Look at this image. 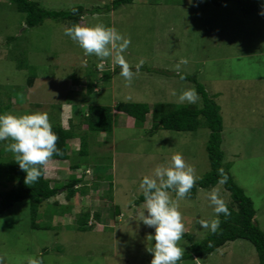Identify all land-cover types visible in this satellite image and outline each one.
Wrapping results in <instances>:
<instances>
[{"label": "rangeland", "instance_id": "374dc122", "mask_svg": "<svg viewBox=\"0 0 264 264\" xmlns=\"http://www.w3.org/2000/svg\"><path fill=\"white\" fill-rule=\"evenodd\" d=\"M32 1L49 11L82 7L80 24L102 23L130 38L123 55L135 75L128 86L111 58L101 70L95 55H84L64 34L67 24L46 19L29 28L10 0H0V115L43 111L51 124L68 129L72 122L83 134L90 106L114 107L123 102L200 108V97L194 104L178 99L194 85L177 75L195 77L220 107L223 163L229 164L233 180L252 200L255 221L264 233V15L260 14L264 9L243 15L230 2L216 7L211 0H134L100 12L112 0ZM182 58L188 63L180 65L178 74L176 65ZM141 59L144 64L137 73L135 66ZM108 73H113L111 78L103 81V74ZM31 74L34 79L29 87ZM88 85L93 86L89 95ZM150 117L146 116L142 127H135L130 117L113 111L112 134L87 133L86 156L78 155L79 138L69 140V160H50L44 176L55 186L74 175L81 180V191L70 202L63 190L44 202L37 222L50 226L49 230L30 228L28 200L6 210L0 216L3 264H27V257L41 259L43 264H150L152 254L147 248L155 241L148 235H154L155 229L139 221L137 213L143 204L134 205L142 193V178L152 175L158 165L167 166L174 153L182 154L195 169L196 180L209 171L207 128L157 130L148 136ZM10 142L0 141L3 163L14 159L5 150ZM71 164H78L79 169L71 170ZM8 171L1 165L3 178ZM5 184L0 191L13 185ZM213 189L225 203L230 202L221 184L198 189L194 198L178 201L187 235L178 242L184 254L209 231L197 221L218 219L208 199ZM169 195L177 200L173 191ZM85 212L93 229L79 232L77 220ZM177 264H257V254L248 241L239 239L210 255Z\"/></svg>", "mask_w": 264, "mask_h": 264}, {"label": "trees", "instance_id": "16d2710c", "mask_svg": "<svg viewBox=\"0 0 264 264\" xmlns=\"http://www.w3.org/2000/svg\"><path fill=\"white\" fill-rule=\"evenodd\" d=\"M134 0H112L100 12H110L122 5L133 3ZM198 1V0H194ZM14 5L15 11L24 15V23L27 27L33 28L42 24L46 19L64 22L68 26L79 23L81 20L82 7H73L67 11H49L39 5L38 2L32 0H10ZM235 4L238 11L243 15H253L264 9V0H211L213 6L219 7L225 3ZM75 9V13L73 12ZM11 38H9L10 40ZM22 66L19 65V68ZM116 71V70H115ZM115 71L113 73H115ZM112 73V74H113ZM112 74H103L102 80L107 81ZM183 81L190 82L194 85L195 91L201 99L202 106L194 108L188 105H172L166 103H157L151 107L143 103H117L114 107L108 106H90L87 109L85 124L87 132L80 134L79 128L74 127L69 122L68 129L61 126L60 123L51 124L52 130L59 137L57 148L60 150L59 155H53L50 160L67 161L69 160L68 141L79 138L80 149L78 155L86 156L87 150V133L112 134L113 129V111L123 113L133 120L135 127H142L146 121V116L150 114L151 128L147 131L148 136H152L157 130L176 131V132H194L203 126L209 130L208 140L205 150L209 162V171L202 178L196 180L194 187L191 189L188 199L195 197L198 189L208 190L215 187L220 179L218 169L223 168L227 175V182L221 184L225 191L229 193L230 202L226 203L230 215L220 214L219 228L216 233H212L209 229L206 236L198 243L190 246L189 252L183 255L182 260H193L206 255H210L228 242L239 239L248 241L255 249L257 254V264H264V233L255 221V210L252 200L244 193L233 180L229 169V164L223 163L222 143V117L220 115V107L210 97L204 86L199 83L195 77L185 76ZM181 79V75H177ZM34 76L28 78L27 83L30 87ZM182 80V79H181ZM87 94L93 93V86L88 85ZM77 129V130H76ZM6 166L9 170L8 174L1 176L0 187H6L7 182L12 183V187L8 190L0 191V216L8 210L14 203L23 200L29 201V218L30 228L34 230H49L50 226L40 225L37 220L39 218V209L43 207L44 202L55 197L59 191L63 190L65 199L70 202L74 196L81 190L78 185L81 183L80 178L72 175L65 184L51 186L50 181L45 178L44 167L41 169L42 175L39 180L31 185L25 184L26 173L22 171L19 164L13 159L7 162L0 161V169ZM71 170H78V164H71ZM109 191H112L111 178H108ZM171 191V190H169ZM174 192V191H173ZM175 193V192H174ZM143 192L134 201L135 206L143 204ZM90 214L83 213L77 220V231L86 232L93 229L92 225H88ZM187 238L186 234H183ZM211 243V247L209 244ZM178 261L177 263H179Z\"/></svg>", "mask_w": 264, "mask_h": 264}, {"label": "clouds", "instance_id": "9594fccd", "mask_svg": "<svg viewBox=\"0 0 264 264\" xmlns=\"http://www.w3.org/2000/svg\"><path fill=\"white\" fill-rule=\"evenodd\" d=\"M191 3V0H189ZM75 9L73 12L75 13ZM264 15V11L260 13ZM64 34L76 42L84 51L85 56L95 55L101 62L99 69L104 68V61L112 59L114 65L121 69L122 76L130 86L135 73L123 53L129 47L131 40L120 34L114 27H107L102 23L92 26L80 23L65 27ZM187 59H181L176 65L179 74L180 65L187 64ZM144 60L136 64L138 73ZM185 79L183 75L180 77ZM173 95H176L173 92ZM178 99L181 103H196L199 96L194 88L182 91ZM59 137L53 132L47 112L34 111L30 114L14 115L4 113L0 115V141H11L6 144L5 150L14 154V160L26 173L25 184L31 185L39 180L41 169L46 167L50 158L59 155L57 148ZM220 179L218 183L227 182V175L223 168L218 169ZM196 182L195 169L187 164L180 153H174L167 166L158 165L152 175H145L140 183L144 202L142 209L138 211L139 221L144 225L155 229L154 235H148V239L155 241L147 251L152 254L150 264H177L182 260L184 248L178 246L182 239L185 225L182 222V214L179 211L178 201L189 197L191 189ZM169 190L174 191L177 200L171 199ZM208 199L217 216L230 215L228 207L220 197L219 192L213 189L208 193ZM145 212L147 214H145ZM197 223L204 229H210L216 233L220 221L199 219ZM211 247V243L209 244ZM27 264H43L41 259L27 257ZM3 264V257H0Z\"/></svg>", "mask_w": 264, "mask_h": 264}, {"label": "crops", "instance_id": "0c3cea01", "mask_svg": "<svg viewBox=\"0 0 264 264\" xmlns=\"http://www.w3.org/2000/svg\"><path fill=\"white\" fill-rule=\"evenodd\" d=\"M73 140V139H72ZM55 161V160H54ZM45 171V170H44Z\"/></svg>", "mask_w": 264, "mask_h": 264}]
</instances>
